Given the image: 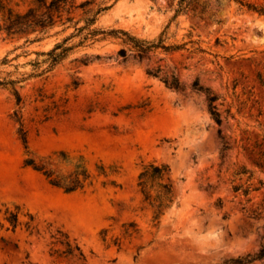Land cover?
Wrapping results in <instances>:
<instances>
[{"label": "rangeland", "instance_id": "1", "mask_svg": "<svg viewBox=\"0 0 264 264\" xmlns=\"http://www.w3.org/2000/svg\"><path fill=\"white\" fill-rule=\"evenodd\" d=\"M34 2L9 6L23 12ZM5 18L0 11V78L16 83L0 86V264H78L52 255L57 230L88 264H220L258 252L264 216L244 207L264 209V168L251 153L264 146V17L234 0H117L97 27L170 50L123 60L117 42H100L48 72L30 61L69 31L29 43L1 29ZM85 53L104 57L83 64ZM158 66L177 73L181 88L147 73ZM196 81L218 96L222 125ZM29 159L58 175L84 167L92 182L65 192ZM152 162L169 166L176 198L158 220L138 187ZM237 165L263 182L250 202L232 190ZM16 207L13 229L7 217Z\"/></svg>", "mask_w": 264, "mask_h": 264}, {"label": "trees", "instance_id": "2", "mask_svg": "<svg viewBox=\"0 0 264 264\" xmlns=\"http://www.w3.org/2000/svg\"><path fill=\"white\" fill-rule=\"evenodd\" d=\"M234 1L240 8L264 17V0L262 2L256 0ZM115 2L117 0L107 5L105 0H83L81 2L77 0H35L34 4L25 11L16 12L9 6L10 0H0V11H3L6 16L1 29L9 37L26 38L29 43L42 40L57 28H59L55 32L57 35H63L69 31L49 50L36 52L37 57L32 59L30 64L33 65L35 70L41 69V72L53 70L59 63L69 58L75 50L91 47L100 42H117L120 48L117 50L116 56L123 60L132 58L136 61H143L146 58L149 59V55L158 48L170 50L168 46H161L160 43L143 39L122 28L97 27L98 17L113 7ZM103 57L104 55L101 54L85 53L80 61L83 64H89ZM147 73L160 77L169 87L181 88L179 75L175 72L165 71L161 66H158L157 68H148ZM15 83V80L0 78V86H14ZM194 88L206 93L209 111L218 125H222L223 117L217 104L218 96L208 89L203 90L199 81L194 83ZM220 133H222L221 130ZM222 138L224 140L223 151H227L231 147L225 136ZM24 142H26V139ZM251 153L253 154L252 163L257 168L263 169V143L256 142L252 145ZM26 164L32 165L36 170L43 171L52 185L63 189L65 192L83 189L92 182L91 173L84 167H78L68 175H58L52 170L35 164L32 159L27 160ZM169 172L168 165L152 162L145 165L138 176V187L144 200L153 209L154 220H158L165 215L176 202ZM232 177L233 192L248 197L247 202L251 201L250 194L260 190L263 186L262 180L256 182L254 171L248 169L245 165H237L234 168ZM219 205H221V200H219ZM244 209L252 217L264 216V209L260 207L249 209L244 207ZM10 214L7 220L15 229L19 224V207H16V212ZM129 231V228L126 227V233H129ZM52 237H54L53 243L61 246L55 248L52 255H56L57 258L73 259L78 264H88L82 248L76 242H73L66 233L57 230ZM263 258L264 244L255 254L228 258L220 264H253L256 260Z\"/></svg>", "mask_w": 264, "mask_h": 264}]
</instances>
